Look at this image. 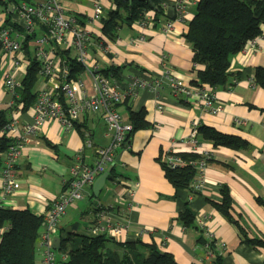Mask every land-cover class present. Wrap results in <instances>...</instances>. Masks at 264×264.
<instances>
[{"label":"crops","instance_id":"1","mask_svg":"<svg viewBox=\"0 0 264 264\" xmlns=\"http://www.w3.org/2000/svg\"><path fill=\"white\" fill-rule=\"evenodd\" d=\"M94 1L100 2L104 11L113 8L111 0H74L73 10H69L87 20L88 27L99 34V22L89 24L91 17L86 10L90 3L93 7ZM198 1L164 0L163 16L154 20V12L147 11L142 21L122 24L115 31V39L106 41L107 51L101 54L97 49L91 53L92 57H96L101 68L117 66L112 80L122 91L128 89L131 77L147 80L148 76H163L167 70L193 85L197 80L193 51L184 34ZM12 2L0 0V25L11 19L9 6ZM180 3L185 9L183 18L177 20L176 7ZM167 21L173 22L170 30L164 29ZM261 29L263 35L230 57L227 82L211 90L213 104L219 107L217 113L172 95L166 85L158 91L139 87L135 96L124 97L128 99L126 104L124 99L120 101L122 103L116 108L125 121H129L126 108L129 105L135 111L142 109L148 124L132 134L128 147L116 152L119 160L114 164V178L134 183L135 192L130 201H118L110 181L90 208L92 204L84 201L87 198L84 195L92 196V188L85 187L84 199L69 206L77 209L83 231L90 222H95L98 204L111 205L108 218L118 220L119 212L126 217L124 234L119 239L154 242L159 249L170 252L177 264H211L212 256L207 255L205 244L199 242L208 230L212 247L220 254V264H264V88L254 81L255 69L264 67V24ZM10 62V57L0 48V109L9 107L13 99L3 82ZM17 75L22 76V72L18 71ZM83 78L89 87L88 75L83 74ZM12 116L19 122L33 120L31 107L25 111L13 110ZM76 123L67 129L56 119H48L27 136L14 167L16 187L9 195L1 196L0 204L15 209L28 208L43 215L64 188L72 163L79 159L86 164L94 163L98 149L109 143L103 117L99 112L87 111ZM201 123L237 136L241 140L239 147H214L210 140L197 136L194 148L190 136ZM168 149L209 155L211 160L204 170L203 187L197 194L187 189L175 190L165 178L158 157ZM2 169L3 166L0 177ZM223 186L228 188L234 218L249 239L258 238L263 245L253 246L244 241L237 224L216 209L214 204L221 200ZM186 204L194 214L193 221L188 224L179 217ZM69 214L66 210L62 215L52 239L63 237V221H69L67 227L75 223L79 227L76 220L66 219ZM55 255L56 264H60L61 255ZM42 257L38 244L35 264H41Z\"/></svg>","mask_w":264,"mask_h":264},{"label":"built area","instance_id":"2","mask_svg":"<svg viewBox=\"0 0 264 264\" xmlns=\"http://www.w3.org/2000/svg\"><path fill=\"white\" fill-rule=\"evenodd\" d=\"M9 8L11 19L8 23L4 21V24L0 25V48L11 60V66L3 75L4 85L12 95L20 85V80L29 64L24 50L26 40H28L27 47L40 62V78L35 88L36 100L31 106L33 120L19 122L12 116L6 125V135L16 141L3 154L0 199L2 195H9L16 187L14 167L27 136L35 133L46 120L56 119L64 128L70 129L81 114L87 111L99 112L105 123L106 135L109 137V143L98 149L93 164L83 163L80 159L72 163L69 167V179L65 182L64 188L43 214V231L39 239L43 254L41 264H56L55 249L51 247V244L52 233L57 228L60 218L69 206L82 199L84 187H91L95 179L115 161L117 150L128 147L126 139L132 126L117 110L116 103L126 96H135L139 87L158 91L166 85L172 95L186 98L193 105L211 113H217L219 107L213 104L214 95L211 89H207L204 84L200 86L188 84L171 75L169 70L160 77L148 76L147 80L131 77L128 89L120 90L113 80L100 73L101 66L96 57H92L91 54L97 49L101 54L107 51V40L94 33L93 29L88 27L87 20H83L64 7L63 0H13ZM184 9L183 3L176 7L177 20L183 18ZM104 12L103 5L94 1L93 15L89 24L98 23ZM172 25V21H167L164 29L170 30ZM93 35L100 39L95 41ZM28 36H30L29 39H27ZM58 48L69 49L77 61L83 65L84 75H88L90 80L89 87L84 78H68L69 69L64 58L58 53ZM18 71L22 72V76L17 75ZM12 103L13 99L9 105ZM197 142L194 130L190 136V143L195 148ZM177 153L179 152L168 149L163 154L162 161L169 168L183 165L185 162L176 155ZM201 155V159L191 162L197 169L196 177H198L192 185L194 190H200L203 187V174L208 163L207 159H210L208 154L202 153ZM111 183L116 189L118 201L125 202L132 199L135 192L134 183L118 180V177ZM111 207L105 204L97 205L96 220L88 229L90 233H107L118 239L123 236L124 226L127 224L126 217L123 212H119L117 213L118 220H111L108 218ZM200 223L203 224V222ZM205 238L207 255L213 256L210 251L209 243L212 240L209 230L205 232Z\"/></svg>","mask_w":264,"mask_h":264},{"label":"trees","instance_id":"3","mask_svg":"<svg viewBox=\"0 0 264 264\" xmlns=\"http://www.w3.org/2000/svg\"><path fill=\"white\" fill-rule=\"evenodd\" d=\"M113 8L104 12L99 20L101 38L114 40L115 31L122 24H131L143 20L147 11H153V19L164 15V0H111ZM177 17V15H176ZM175 17V18H176ZM81 20V19H80ZM264 22V0H199L192 19L188 22V29L184 39L190 44L197 80L193 85L205 84L211 90L224 85L229 77L230 57L243 50L249 43L263 35L261 25ZM100 37L93 35L95 41ZM30 36L27 37L29 39ZM24 41L25 55L29 59L26 71L20 80V85L13 94V103L5 109H0V167L3 166V154L15 142L14 138L6 135V125L11 120L13 110L25 111L36 100L35 88L40 78V62ZM66 61L69 69L68 78H83L85 69L69 49H57ZM197 66V67H196ZM196 67V68H195ZM117 66L109 65L101 68L100 73L112 80L116 76ZM255 84L264 88V67H257L254 74ZM124 98V104L128 101ZM122 102L116 103L119 106ZM128 122L132 129L127 134L126 142L139 129L147 127L144 111L132 110L129 105ZM76 126V121L73 126ZM196 137L210 140L214 147L225 145L237 148L241 140L237 136L221 133L205 124L196 125ZM159 154L158 160L164 171L165 178L175 188L193 189L197 169L191 163L201 159L197 152H179L176 155L183 159V165L169 168ZM211 159H207L209 162ZM115 169L110 173L113 181ZM231 197L226 186L221 187V200L215 202L216 209L229 220L235 222L243 240L251 245H263L258 238H248L246 232L239 225L238 219L232 215ZM179 217L186 223L194 219V214L187 206L180 212ZM94 222L79 233L77 223L66 236L60 237V264H177L173 255L159 249L154 243H145L140 239L121 240L107 233L92 234L88 231ZM43 215H38L28 208L15 209L0 204V264H35L34 253L39 244L43 231ZM78 227V228H77ZM199 242L206 243V238H199ZM211 264H220V254L213 249Z\"/></svg>","mask_w":264,"mask_h":264},{"label":"rangeland","instance_id":"4","mask_svg":"<svg viewBox=\"0 0 264 264\" xmlns=\"http://www.w3.org/2000/svg\"><path fill=\"white\" fill-rule=\"evenodd\" d=\"M73 2H74V0H65V1H63V5H64V7H66L67 9H70V10H73V8H72V5H73ZM87 16L88 17H92V15H93V7H92V3H90V5L87 7ZM107 182L109 183V181L107 180ZM85 187H87V186H85ZM85 187H84V189H85ZM89 187V186H88ZM92 190V189H91ZM105 190V188H102V190L100 191V193H99V195H97V196H95V195H92V196H87L86 194L84 195V197H87L84 201L86 202V203H89L90 205H91V207L90 208H92L93 207V204H94V201H95V199L97 198V197H99L100 195H101V193L103 192ZM90 194H92V191L90 192ZM84 197H83V199H84ZM84 203V202H83ZM67 211L68 212H70V214L66 217V219L67 220H70V219H72V220H70L71 222H73V221H75V222H78L79 223V233H83V227H82V223L79 221L80 219V217L78 216V211H77V209H71L70 207H68L67 208ZM69 221H63V226H62V229H61V235L62 236H66L67 235V232L68 231H70V230H72V224H70L69 225V227H67V223H68ZM55 253H59V251L58 250H55ZM58 260L60 261L61 260V258L59 257L58 258Z\"/></svg>","mask_w":264,"mask_h":264},{"label":"water","instance_id":"5","mask_svg":"<svg viewBox=\"0 0 264 264\" xmlns=\"http://www.w3.org/2000/svg\"><path fill=\"white\" fill-rule=\"evenodd\" d=\"M263 24H264V22H263ZM118 160H119V157L116 156L115 157V161L113 163L109 164V166L107 167V170L104 173H102L101 175H99L95 179V181L93 182V184L91 186V188H92V195L97 196L102 188H105L106 189L108 187L107 180L109 182L111 181V179H110V173L114 170V164H115V162H118ZM59 243H60V239L58 237H54L52 239L51 247L53 249H55V250H59Z\"/></svg>","mask_w":264,"mask_h":264},{"label":"bare ground","instance_id":"6","mask_svg":"<svg viewBox=\"0 0 264 264\" xmlns=\"http://www.w3.org/2000/svg\"><path fill=\"white\" fill-rule=\"evenodd\" d=\"M195 131H196V129H195ZM166 151H167V150H166ZM166 151H164V153H165ZM164 153H163V154H164ZM162 156H163V155H162ZM161 159H162V158H161ZM207 253H208V251H207Z\"/></svg>","mask_w":264,"mask_h":264}]
</instances>
